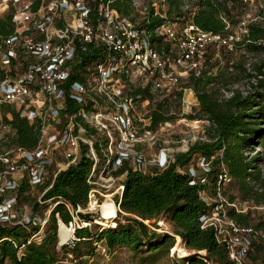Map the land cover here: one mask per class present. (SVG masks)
<instances>
[{
  "label": "built area",
  "instance_id": "built-area-1",
  "mask_svg": "<svg viewBox=\"0 0 264 264\" xmlns=\"http://www.w3.org/2000/svg\"><path fill=\"white\" fill-rule=\"evenodd\" d=\"M119 1L121 11L116 7ZM162 1L127 0L125 13L123 0H0V19L10 16V31L0 33V112L4 105L14 106L34 138L29 147L18 145L15 127L0 115V223L20 225L28 232L26 239L8 237L19 257L27 243L43 238L58 203L71 218L64 222L55 211L57 245L73 244L75 228L87 225L83 218L78 220L79 209L87 203L92 209L96 203L100 211L105 199L119 206L129 167L165 168L173 160L169 148L160 147L147 158L137 145L157 126H170L179 80L196 70L206 46L231 51L249 42L246 18L230 29L229 19L221 15L226 32L215 34L193 24L197 0L182 1L180 14L163 10ZM153 19L160 22L147 28ZM176 23H182L179 31L173 28ZM173 41L176 55L171 44L167 46ZM92 50L97 53L94 58L88 57ZM155 114L162 121L152 127ZM82 157L90 162L86 203L74 206L59 194L48 195L57 175ZM113 171L122 172V180ZM219 178L231 177L224 171ZM21 186L32 188V204H19ZM111 186L115 188L109 190ZM200 195L205 199L203 190ZM46 201L49 205L41 207ZM222 210V202L217 203L213 215L207 211L200 220L214 228L229 258L240 264L255 230ZM61 224L70 231L63 240Z\"/></svg>",
  "mask_w": 264,
  "mask_h": 264
},
{
  "label": "trees",
  "instance_id": "trees-1",
  "mask_svg": "<svg viewBox=\"0 0 264 264\" xmlns=\"http://www.w3.org/2000/svg\"><path fill=\"white\" fill-rule=\"evenodd\" d=\"M171 13L180 14V0H170ZM127 0H123V12L127 13ZM198 9L192 15V22L202 30L215 34L226 32L225 22L222 16H226L234 25L235 20L230 18V9L242 4V0H197ZM121 11V1L116 5ZM160 19H153L146 24L147 28L159 23ZM10 26V16L0 19V33L7 34ZM264 37V28L257 23L249 24V42H245L246 48L259 49L256 43ZM256 41V42H254ZM88 56L94 58L96 51ZM264 69V59L258 66V70ZM263 77L257 81V89L242 97L235 94L223 103L205 92L195 91L200 110L205 111L208 117L216 125V138L211 142H195L185 152H176L165 168L152 171H141L128 168L123 180V190L118 200L119 207L124 213L134 214L128 216L131 221L122 222L117 219L115 225L100 229L96 235L85 226L75 228L77 239L73 244L63 243L57 245V227L55 211L67 222L71 215L62 203L56 205L49 216L45 235L39 242L26 244L25 253L20 257L17 248L8 237L18 240L26 239L28 232L20 225H4L0 223V264H57L60 250L66 260L61 264H82V256L91 255L95 251V243L104 239L109 248L127 245L133 250H139L144 245L147 249H167L174 243V236L166 231L157 232L148 228L143 221L145 218H154L163 214L173 226V232L178 234L185 246L194 250L181 256L180 264H235L229 258L227 248L219 242L215 230L211 225H202L201 214L207 212L212 205L200 195L202 189L210 188L216 191L220 186L219 174L226 171L236 186L245 196L255 197V201L264 200V190L258 191L253 187V180H260L258 164L261 156L254 154L246 157L244 152L251 144L257 141L264 144V72ZM197 79V78H196ZM70 110L73 107H69ZM3 120L11 123L16 129L15 142L22 146H31L34 142L31 126L7 107L1 108ZM10 113L11 117L6 114ZM188 115V118H194ZM162 121L160 114H155L151 122L156 127ZM215 155L214 159L210 158ZM201 155L210 160V169L200 174L192 175L187 167L193 156ZM222 165L224 167H222ZM90 162L82 157L80 161L68 169L62 170L56 177L48 195L59 194L68 199L74 206L84 205L87 200L89 184L85 181ZM200 178H204L201 181ZM194 179V183L189 180ZM24 186H21L23 189ZM230 199L233 197L230 196ZM36 204V203H35ZM227 215L241 224H249L247 212L237 211L233 206L226 210ZM119 214V213H118ZM89 213L82 214L83 219H88ZM256 227H263L261 223ZM264 229V227H263ZM60 230H66L63 224ZM258 252L262 245L251 242ZM204 250L205 252H199ZM160 251V250H159ZM158 252H153L156 255ZM250 253V250L248 251ZM251 255V254H250Z\"/></svg>",
  "mask_w": 264,
  "mask_h": 264
},
{
  "label": "rangeland",
  "instance_id": "rangeland-1",
  "mask_svg": "<svg viewBox=\"0 0 264 264\" xmlns=\"http://www.w3.org/2000/svg\"><path fill=\"white\" fill-rule=\"evenodd\" d=\"M185 1V0H180ZM162 9L171 11L173 5L170 0L162 1ZM242 4L233 6L230 9V18L235 20L234 25L230 23V29H233L241 21L242 18L249 20V24L257 23L264 28V0H242ZM262 5L263 8L260 6ZM10 28V26H9ZM175 31H179L182 28V23H176L173 27ZM256 42V41H254ZM256 43L260 44L259 49L246 48L244 45H237L233 50H226L223 48H216L215 45L206 46L200 56L198 57V64L196 70L189 72V74L179 80L177 88L174 90V98L172 101L173 115L168 119L170 126H157L152 130L151 136L148 135L144 138V142L137 145V149L142 150L147 158L153 156L160 147H167L170 149L169 153L173 159L176 152H185L189 149L190 145L195 142H211L216 138V125L209 119L208 114L205 111L200 110L199 102L196 98L195 91L205 92L212 95L217 102L223 103L235 94H240L242 97L252 93L257 89V81L263 77L264 69L260 72L258 66L264 59V37L259 39ZM171 44V48L174 49V55L177 53L176 42H168L167 46ZM197 78V79H196ZM3 107V106H2ZM1 107V108H2ZM9 111L14 112L15 107L4 105ZM3 112H0L2 117ZM8 114V113H7ZM188 115H194L195 117L190 119ZM3 119V118H2ZM142 122L141 124H143ZM172 153V154H171ZM220 152L216 151L210 158L214 159L215 155H219ZM254 154L261 156L262 160L258 164L260 170V180H253L251 184L258 191L264 190V144L256 142L251 144L250 148L244 152L246 157H251ZM201 155L193 156L191 162L187 167H182L183 170L192 169L196 174H200L203 171L210 169L212 163L210 160L202 161ZM222 167H224L222 165ZM154 170V169H147ZM113 176L119 177L122 180L124 175L121 172L113 171ZM220 184L216 191H212L210 188L202 189L203 196L209 204L222 202L224 212H226L229 206H233L237 211L247 212L249 216V224L255 230L252 234V242L260 243L261 249L256 252L251 243L250 253H248L240 264H264V200L259 202L255 201V197L245 196L242 191L236 186L233 180H218ZM114 186L109 187V190L114 189ZM32 188L26 186L19 190V204L30 205L33 203L35 197L31 193ZM33 192L36 194L38 190L33 188ZM230 196L233 199H230ZM101 200L104 198L101 197ZM98 200V203H101ZM107 199L103 200L100 205V211ZM115 201V198H114ZM49 201L44 202L43 206L47 207ZM117 212L119 214L113 217L116 220L119 219L122 222L131 221L127 219L129 213L121 211L120 207L115 201ZM87 206L81 207L79 213L75 215L78 220H81V215L89 213L88 219H84L90 230L96 235V233L105 227L113 225H102L95 222L96 217H100V211L98 204L94 203L92 209ZM212 205L208 212L213 211ZM219 208V207H218ZM221 211V212H222ZM227 213V212H226ZM213 215V212H212ZM227 215V214H226ZM128 216H134L129 214ZM92 217L91 221L89 218ZM230 217V216H228ZM143 221L148 225V228L154 229L157 232L166 231L173 233L174 243L167 249L148 250L144 245L139 250H133L127 245L115 246L109 248L104 239L95 243V251L91 255L82 256V264H180V258L188 252L194 250L185 246L183 241L179 238L178 234L173 232V226L169 220L163 214H159L154 218H145ZM261 223L263 227H256V224ZM241 224V223H240ZM60 240H63L67 236V229L60 230ZM100 244V245H99ZM105 245V251L101 246ZM205 252L204 250H199ZM153 252H158L155 256ZM251 254V255H250ZM59 260L57 264H61L66 260L61 251H58ZM237 264V263H235Z\"/></svg>",
  "mask_w": 264,
  "mask_h": 264
},
{
  "label": "bare ground",
  "instance_id": "bare-ground-1",
  "mask_svg": "<svg viewBox=\"0 0 264 264\" xmlns=\"http://www.w3.org/2000/svg\"><path fill=\"white\" fill-rule=\"evenodd\" d=\"M116 205L111 200H106L102 207V216L96 217L95 222L102 225H115V219L113 218L116 215ZM67 229V228H66ZM70 234V231L67 229V235Z\"/></svg>",
  "mask_w": 264,
  "mask_h": 264
},
{
  "label": "water",
  "instance_id": "water-1",
  "mask_svg": "<svg viewBox=\"0 0 264 264\" xmlns=\"http://www.w3.org/2000/svg\"><path fill=\"white\" fill-rule=\"evenodd\" d=\"M89 219H90L91 221L93 220V218H92V217H90ZM170 234H172V235H173V233H170ZM183 243H184V242H183ZM184 244H185V243H184ZM199 252H200V251H199Z\"/></svg>",
  "mask_w": 264,
  "mask_h": 264
},
{
  "label": "crops",
  "instance_id": "crops-1",
  "mask_svg": "<svg viewBox=\"0 0 264 264\" xmlns=\"http://www.w3.org/2000/svg\"><path fill=\"white\" fill-rule=\"evenodd\" d=\"M180 238V237H179Z\"/></svg>",
  "mask_w": 264,
  "mask_h": 264
}]
</instances>
